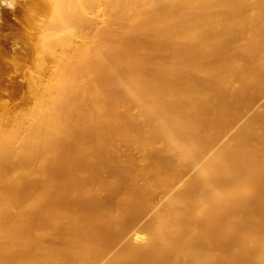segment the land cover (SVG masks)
<instances>
[{"label": "bare ground", "instance_id": "1", "mask_svg": "<svg viewBox=\"0 0 264 264\" xmlns=\"http://www.w3.org/2000/svg\"><path fill=\"white\" fill-rule=\"evenodd\" d=\"M45 3L49 14L48 18H45L46 21L43 24L40 23L42 25L39 26V28H42H40L41 34H39V47L43 53V57H40L47 59L49 63L53 62V66L57 64L60 66L54 67L55 71V68L59 66L56 71V82L54 78L55 83L47 86L48 83L43 82L44 87L42 89L38 86L40 90H43L40 91L35 84H39L41 79H38V81L33 78L29 79L28 83L31 86L30 101H27L19 111L8 112L0 116V253L10 250L11 253L19 251L18 249L23 250L26 252V256L22 259L21 257L19 260L17 259L19 264H211L210 259L213 250L210 244L212 245L213 242L210 243L209 238L210 236L212 237V234L213 236L217 234L213 224V216L216 215L219 218L221 215L219 220L221 226L227 225L229 221L228 225L230 226L234 222L232 224L233 228L230 226L232 230L229 231L233 232L236 228L234 224H239L240 221V224H242V217H244L242 216L244 214L240 213L239 209L243 210L245 209L244 207H247L244 204L248 202V197L243 194L248 195L250 187L253 186L252 184H257L256 186L258 187L260 182L264 186L262 184L264 181V146L258 147L256 146L258 145L257 143L255 147L251 145L252 142L250 143L252 139L258 138L255 134L254 126L255 124L264 123V115L261 116L262 112L257 114V111L255 117H251L252 119L248 121L247 125L238 128L232 137L219 145L218 149H215L209 155L205 153L206 159L203 157L204 160H200L198 156L195 157V154L199 151L207 152L210 150L211 147H214L213 143L218 142V139H220L219 137L221 136L218 137V135L224 134L227 130H224L225 125H222V122H220V125L218 119H215L216 122L213 120L215 127L209 124L211 118L208 120V124L215 129L212 132L208 124V128L205 127L208 122L205 120L206 116L203 118L204 115H202V118L206 121L204 124L202 118L203 122L199 121L200 117L198 118L199 120H197V117L195 118L198 112L197 103H201L198 99L203 95L202 90L206 88L204 86L201 87L202 85L198 87L201 80L197 82L199 84L197 85L193 77L187 75L176 84L162 86L155 82L151 78L152 76L148 77L142 70L131 69L132 67L124 69L119 64L123 66L122 63L124 61H126V65L129 64L128 62H137L138 58L134 53L136 52L135 48V51L132 52L133 44L129 45L130 42L128 43V46H132L130 50V47L126 46V42L132 35L136 37L137 34H144L142 35L143 37L147 34V37L152 35L158 39H164L174 46L173 55L168 63L169 68L173 71L177 69L178 65L196 69L198 71L196 73L200 74L199 78L204 76L209 80H213L214 83L221 84L220 88H223L224 85L226 90L230 88V85L233 86L237 77H239V81L237 80L236 82L241 84L246 81L249 83L253 78L259 79L264 84V0H98L97 5L102 6L99 9L102 10L103 8V15L100 17V21L95 20L99 21L101 25L98 23L96 25L94 22L95 26L89 21L91 20L89 11H92L89 10L88 6L89 4L92 6L90 1L88 3L84 2V0H46ZM259 19H261L260 22ZM107 21H110L111 24H108L109 22L106 23ZM88 23L91 28L87 26ZM111 25L114 27H110ZM114 30L119 32L115 36L123 35L122 38L126 41L125 45L120 43V46L118 43L120 41L116 38V43L119 44V47H122L121 50L116 48V44H112L114 41L111 42L114 37ZM116 32L114 33L116 34ZM126 36L130 37L126 40ZM134 36H132L134 39L131 38L129 41L134 40L137 42ZM238 39H242L241 44L237 42ZM123 40H121L122 43H124ZM135 42L132 43L136 44ZM235 44L237 45L235 46ZM113 45L115 46L113 47ZM214 45L219 47H216L217 49L215 50L220 49L214 56L215 61L201 64L199 61L213 51L212 46ZM55 48L60 50L59 56L54 54ZM112 48L120 50L119 54L117 51V57H111L112 52L115 51ZM239 52L244 54L242 60L246 56L249 57H246V59L252 60L250 66L238 60L237 54ZM118 55L120 60L116 62ZM113 58L116 59L114 60ZM211 61L213 60L211 59ZM107 67H110V69ZM104 71L108 72V77H103ZM53 74L55 76V73ZM241 79L243 82L240 81ZM161 82L163 81L161 80ZM204 82L203 84L206 83ZM113 84L121 86L130 97L141 103L143 112L139 119L147 126L145 132L141 134L134 132V127H136L134 122L131 126V121L129 125L124 124V121H120L119 119H121L122 115L119 117L120 114L118 115L117 113L116 103L114 104L115 106L112 105L110 108L112 107V110L113 106L116 108L118 117L114 115L116 113H111L114 111L109 109V101L111 98L113 99L111 95H114L111 92ZM247 84L245 83L244 85ZM254 84L257 83L255 82ZM207 87H212V85ZM206 89L211 91L209 88ZM125 95L123 96L127 98ZM213 96L215 94L209 95L208 100H215ZM206 97L208 96L206 95ZM123 99L122 105H126L124 103L125 99ZM202 100L205 99L202 98ZM114 101L116 102V100ZM217 101L220 102L219 99ZM111 104H113L112 101ZM133 104L136 103L134 102ZM209 104L211 103L209 102ZM213 105L211 104L212 108H214ZM209 107L207 108L209 109ZM220 107L221 104L218 106V110H213L214 112L218 111V115L222 111H226L222 109L220 112ZM202 109L205 111L206 108L204 109L203 107ZM204 111L203 114H205ZM207 112L209 111L207 110ZM214 112H211L212 116L210 115V117H213ZM126 113L128 112L125 111ZM240 113L237 115H240ZM259 114L261 115L258 117ZM215 116L214 118H216ZM256 116L258 120L261 117V120L258 122H256L257 120L254 121L253 118L255 119ZM129 117L128 114V119ZM225 121L227 122V120ZM138 126L137 124L136 128L140 131L139 128L141 126ZM221 126H224V129ZM89 130L92 131V136L94 135L99 146L100 143L109 141V139L112 142L118 136H123V139L128 137L129 139H126V142L130 140L129 144H139L140 147L144 148L162 140L161 142H165L167 147L172 148V151L176 150L178 152V157L174 161L176 167L180 165L181 161L185 162L188 159L189 161H194L196 167L198 166L196 176L186 180L180 186L176 185L183 176V171L180 168H176L177 172L172 175L162 177V183L159 180L161 177L158 178L157 175L155 177L157 176L156 179L158 178L159 181H152L150 178H152L151 174L153 172L149 173V179L146 180V183L144 182L145 180L143 181L145 185L141 184L144 188L140 185L141 188L139 187V189H145V192L148 191L151 196V193L154 191L156 193V190L161 187L163 191L165 190L166 200L158 206L157 210L144 224V232L146 233H135V240L132 239L123 243L111 256H109V252L112 243L106 240L104 242L100 231L101 228L96 226L97 224L93 225V222L86 218L87 221L84 220L82 222L81 220L84 217H80V213L76 216L75 212H72V215L61 211L55 206H50L47 210L41 211L43 201L52 196L53 187L51 188L50 180L51 168H54L52 167L53 163L60 155L59 153L66 147L70 149L69 144L72 141L76 143L79 149L85 148L84 145L88 135L86 136L84 133H88ZM141 130L143 131V129ZM263 134L264 132L261 135L263 136ZM92 140L91 142L88 140V142L91 144ZM261 140L264 141V139ZM117 141H119V137L115 142ZM112 143L114 144V141ZM106 144L108 145V143ZM113 144L109 145L110 149H112ZM92 145L95 146L94 144ZM105 145L103 149L107 147ZM126 145L128 144L126 143ZM74 146H71V149ZM89 147L92 146L89 145ZM152 147L150 146L149 148L151 149ZM84 150H87V148ZM95 151L99 152L98 150ZM88 152L86 155L89 157L92 151ZM109 153H107V159L110 155ZM93 154L95 153H91L94 157L95 155ZM62 155L59 157L61 158ZM192 156L198 159H193L194 157ZM72 157L75 156L72 154ZM9 165H12L15 171L14 174H17L19 178L36 174L39 177V181L30 185L27 191L19 190L20 186L15 191H9L4 186L6 190L4 191L2 185L6 183L5 180L8 178L4 171L10 167ZM139 169L141 168L139 167ZM62 172L64 171L62 170ZM138 172L140 173V170ZM237 173L242 174L243 178L239 177L240 181L235 179ZM70 174L72 175L73 173ZM133 178L134 176L131 179ZM136 178L138 177L136 176ZM243 179L244 181L242 182L241 180ZM141 181L139 182L137 179L134 181L136 182V187L137 183L139 182V185ZM157 181L158 183L160 182V186L156 184ZM89 184L87 187L91 186ZM136 187L131 189L132 192L129 191V195H123L125 197L123 199H128L126 198L128 196L131 199L135 193L139 194L138 191L140 192V190ZM262 189L264 190V188ZM143 191L138 196H144L143 193L145 192ZM127 192L125 193L127 194ZM67 194L69 193L67 192ZM145 196L147 197L148 195L145 193ZM137 198L139 199V197L135 196L136 200ZM68 202L70 201L68 200ZM250 203L252 202L250 201ZM254 208L256 207L254 206ZM238 210L242 214L241 216L238 214ZM39 213L43 215L48 223L55 226H64L65 231H67L65 234H68V236H66V243L65 245L63 244V247H57L58 245L56 246L53 242L52 244L55 246L48 245L46 241L45 243L42 242L44 234H40V232L36 234V231H32L37 219L35 216ZM250 213L252 212L250 211ZM262 216L264 215L262 214ZM189 217L192 218L190 223L188 222ZM126 224L121 223L120 227L124 228ZM240 227L236 230H239ZM49 228L45 230L48 232ZM261 231L263 232L264 230L262 229ZM47 232L45 231V235L48 234L46 237L49 238L51 232ZM259 232L255 235L248 234L250 236L248 240L251 246V257L253 256L257 264H264V232ZM55 234L54 232V242ZM213 238L212 240H218L217 237ZM222 239L224 238L222 237ZM222 239L220 238V240ZM14 249L17 250L15 251ZM23 251H21V254ZM3 264L5 263L3 262Z\"/></svg>", "mask_w": 264, "mask_h": 264}, {"label": "rangeland", "instance_id": "2", "mask_svg": "<svg viewBox=\"0 0 264 264\" xmlns=\"http://www.w3.org/2000/svg\"><path fill=\"white\" fill-rule=\"evenodd\" d=\"M89 1L91 2V5H92V6H90V4L88 5L90 8V9L89 8L88 9L92 10V11H89L90 14L88 13L90 15L89 17L91 19L89 21H91L93 23V25L95 26V23H96V25L100 24L99 21L101 20L100 17H102V15H103L102 14L103 8H102V10L99 9L102 6L97 5L98 0H96V1L94 0V2H92L93 0H86V1L84 0V2H88V3H89ZM45 2H46V0H3V2L0 3V116H2L3 114H6L8 112L14 113L16 111H19V109L27 101H30L31 97L29 95H30V87L31 86L28 83L29 79L33 78L36 81H38V79H41V80H39L40 81L39 84H35L37 86V88L39 86L40 89H42L44 87L43 82H47L48 83V84L46 83L47 86L51 83L53 84L56 82V79H57L56 78V71L60 65L57 64L59 66L57 68H55L56 70L54 71V67H56L57 65L53 66V64H52L53 62L49 63L47 59H46L47 60L46 61L45 58H41V57H43L42 56L43 53L41 52V49L39 47L40 46V44H39L40 43V40H39L40 35L39 34H41L40 31L42 29L41 27H40L41 28L40 29L39 26H41L43 24V22L46 21L45 18H48L47 16L49 14V11L47 9V5ZM95 20H99V21H95ZM260 20L261 19H259V22H260ZM91 22H90V24H91ZM40 23H42V24L40 25ZM106 23L111 24L110 21H107ZM87 26L90 27L91 25H89V23H88ZM110 27H114V26L111 25ZM87 29H89V28H87ZM112 29H114V28H112ZM89 31H91V30L89 29ZM114 32H116V30L113 31L114 37L112 38L111 42L114 41V42H112V44H116V48H119L121 50L122 47H119V44L121 43V44L125 45L126 41L123 40V38H122L123 35L115 36V35L119 34L118 31L116 32V34ZM142 35H144V34H137L136 37L134 35H132L135 37V40L137 42H135L134 40L129 41V39L131 40V38L132 39H134V38L132 36H131V38H129L130 36H126V38H125L126 40H127V38H129L127 40L128 42H126V44H127L126 46L128 48L130 47V50L133 46L132 52H134L136 50V52H134V53L136 54L138 60L136 63L128 62L129 63L128 65H126V61H124V62L122 61L123 66L118 63L120 67H123L124 69H128V68L130 69L131 67H132L131 69H133V68L134 69L135 68L140 69L148 77L152 76L151 78L155 82H157L158 84H160L162 86L176 84L179 81H181V79L184 78L185 76L190 75L191 77H193L196 84L200 80L201 81L203 80L202 82L201 81L199 82L200 85L197 84V85H199L198 87H200L202 85L201 87L204 86V88L206 87V88L211 89V91L210 90L208 91V89H206V88L205 89L201 88L204 91L202 90L203 95H201V97L198 99L201 103L200 104L197 103V107L199 108L200 111L202 110V112L200 113V111L197 108L198 112L196 111L197 113L195 115V118L197 117V120L200 119L199 121H202V122H203V120H204L203 118H205V116H206L205 120H207V121L210 120V118H211L212 122L210 121V123H209V121H208L206 123V121L204 120L203 124L206 123V126L204 125L206 128L211 127L210 129L212 130V132H213V130H215L214 129V127H215L214 123L216 122L215 119H218L219 123L222 122V125L223 124L225 125V129L223 128L224 126L223 127L221 126L222 129H224V130L227 129V130H226V132H224V134L222 133V134L218 135V137L219 136H221V137H219L220 139H218V142L216 141L217 143L214 142L216 144L213 143L214 147H211V149L208 150L207 152L206 151L197 152L196 153L197 155L195 154V157L198 156V158L200 160H202V159L204 160V158L206 159L205 153H207L209 155L211 152L215 151V149H218L219 145H221L222 142H224V141L228 140L230 137H232L233 133L238 128L242 127L243 125L244 126L247 125V123H249L248 121H250V119H252L251 117H255V113L257 111H258L257 114L262 112L261 113L262 115L259 114L258 117L260 115L261 116L264 115V113H263L264 112V87H263L264 84L261 83L259 81V79L257 80V79L253 78V80H251V81L249 80L250 81L249 83H248V81L245 82V80H244V82L246 84L247 83L248 84L244 85L245 83H242L243 84V86H242V84L240 82H236L237 80L239 81V79H238L239 77H237V78H235L236 81L233 84V86L232 85L229 86L231 88V90H230V88H227L228 90H230V91H228L225 89L226 87L224 85H223V88H220L221 84H217L216 82L214 83L213 80H209V79L205 78L204 76H203V78H202V76L199 78L200 74L196 73V72H198L196 69L185 68L183 65H178L177 69H175L173 71L172 69L169 68L168 63H169V61L173 55L174 46L171 43H168L167 41H165L164 39H158L157 37L152 36V35H148V37H147V34H146V36L142 37ZM150 36L152 37L151 39H150ZM118 37H120V38H118ZM116 38L120 41V42H118L119 44L116 43V40H117ZM136 38H138V39H136ZM120 39L123 40L124 43H122ZM238 40H240V41H238ZM238 40H237V42L240 43L242 39H238ZM132 42H135L136 44H134ZM128 43H129V45L130 44L131 45L133 44V45L128 46ZM234 43H236V42H234ZM121 44H120V46H121ZM237 44H235V46ZM114 46L115 45H113V47ZM216 47L217 46H215V45L212 46V49H213L212 52L213 53L210 52V54L208 56L206 55L199 62L201 64H204V63L208 64L210 62L211 63L214 62L215 61L214 56L216 55L217 51L220 50V49L215 50V49L219 48V47H217V48ZM116 48L115 49L112 48L115 51L112 50L113 52L111 54V57L112 56L117 57V55H116L117 51L119 54L120 50L116 49ZM134 48H135V50H134ZM59 51L60 50L55 48L54 54L59 56L60 55ZM237 55L238 56L240 55L239 57L237 56V58H238V60H240L241 63L250 66V63L252 60L250 61V59L249 60L246 59L247 56L243 57L245 59L242 60V56H244V54H242L240 52ZM119 58H120V56L118 55V59H116V58H113V59L114 60L116 59V62H117L118 60H120ZM247 58H249V57H247ZM211 59L213 61H211ZM148 66H150V68H148ZM107 68L110 69V67H107ZM107 68H106V70L109 72V70ZM167 68H169L170 70ZM51 71H53V72H51ZM185 71H186V73H185ZM108 72L106 73V71H104L103 77H108ZM39 73H41V75H39ZM53 73H55V76ZM41 76H42V78H41ZM43 76H45L46 79L43 78ZM28 77H30V78H28ZM54 78H55V82H54ZM198 78H199V80H197ZM44 80H46V81H44ZM161 80L163 82H161ZM240 81L243 82L242 79ZM203 82L207 85L203 84ZM255 82L258 85L254 84ZM35 83H37V82H35ZM208 84L212 85V87H207V86H210ZM40 89L38 88V90H40ZM112 89H114V90H112ZM40 91H43V90H40ZM111 92L114 95H111L113 97V99L111 98L112 100L110 99V101H109V109L112 110V107L110 108V106L114 105L115 103L117 104L116 108H118V109H116L114 107L115 106L114 105L113 106L114 111L112 110L113 112H111V111L110 112L113 114V113H116V110H117L118 115L120 114L119 117L122 115L120 117L121 119H119V120L122 122L124 121L123 122L124 124L129 125V123L131 121V123H132V124H130L131 126L133 125V122H134V125L136 123V125H135L136 127H137V124L139 125L138 127L141 126L139 128L140 131H142L141 129H143V131L140 132V131H138V128L134 127V132L140 133V134L145 132V130L147 129V126L142 122L141 119H139V118H141V115L143 112V106L141 105V103L138 102L137 100L135 101L134 98L130 97L125 92V90H123V88L121 86H115L113 84L111 87ZM205 93H207L206 95L208 96L206 98H205V96H206ZM210 93L215 94V96H213V98L215 97L214 98L215 100H213L212 98H211L212 101H210V99L208 100L209 95L210 96L212 95ZM124 94H126L125 96H127V98L123 96ZM32 96H33V94H32ZM122 97L124 99L126 98L130 103L126 99L124 100ZM202 98L205 100H202ZM122 99L124 100V103H126V105L125 104L122 105L123 104ZM216 99L217 100L219 99L220 102H218ZM114 100H116V102ZM130 100H132V101H130ZM111 101L113 104H111ZM208 101L211 104H214L216 106L213 105L214 108H212L211 104H209ZM134 102L136 104H133ZM128 104H130V105H128ZM220 104H221V107L219 109L220 112L222 111V109L223 110L225 109L227 111V112L222 111V113L219 114L221 116H219L217 114V113H219L218 111L214 112L215 109L218 110V106H220ZM138 105H139V107H138ZM205 105H209L212 110L210 111V107L209 106L205 107ZM222 105H224L223 108H222ZM202 106L204 107V109L206 108L209 112H207L206 109L204 111L202 109L203 108ZM207 107H209V109ZM124 108H125V111L128 112V113H126L127 115L125 114ZM128 108L130 109L129 111H128ZM119 110H120V112H119ZM203 111L205 114H203ZM240 111H241V113H240ZM211 112H214L216 116L213 113V117H210V115L212 116ZM235 112H237V113H235ZM117 113L114 115L117 116ZM239 113H240V115H237ZM128 114L130 116L129 119H128ZM202 115H204L203 118H202ZM208 115H209V118H208ZM126 116H127V118H126ZM214 116L216 118H214ZM225 116H227V117H225ZM236 116H237V118H236ZM220 117L227 118V119L223 118V119L227 120L228 123L224 120L227 125L225 123H223L224 121L222 118L219 119ZM201 118L203 120H201ZM137 119H138V121H137ZM253 120L254 121L257 120L256 122H258L261 120V117L258 120V118L256 116V118L255 119L253 118ZM208 123L210 125H214V127L212 128V126H210ZM219 123H218V126H219ZM207 124H208V127H207ZM228 124H229V126H228ZM144 125L146 126V128ZM220 125H221V123H220ZM248 125H250V124H248ZM256 125H258L259 127ZM254 127H255V130L254 129L253 130L255 131V134L258 136V138L252 139L250 141V143L252 142V144H251L252 146H255L258 143V145H256V146L259 147L262 145L261 147H263L264 141L261 139H264V137H263L264 134H263V136L261 134H262V132H264V130H263L264 129V123L255 124ZM219 129H221V128H219ZM89 132H91V133H89ZM85 133H84V135H86V136L88 135V137L85 136L86 137V143H85L86 146L84 145V147L87 148L88 151H90V152L92 151L91 153H95V154H93L95 156L93 157L90 153L89 157L90 158L92 157L90 159L88 157V155H86L89 152L87 150H84L85 148L79 149V147L76 145V143L74 141H72L73 143L71 142L69 144L70 149L68 147L65 148L66 150L64 149L67 152H65L63 150L61 153H59L60 155H62V154L63 155L61 156V158L59 157L60 155H58V158L54 162L55 164L53 163V166H52L54 168H51V180L52 181L50 180V182H51V188L53 187L52 188L53 191L51 194L52 196L46 198L43 201L41 211L47 210L48 208H50V206H55L58 209H61V211L65 212V213L72 214V212L73 213L75 212L74 214L76 216H78L79 215L78 213H80L79 216L84 217V219L81 220L82 222L87 219V220L93 222V225L97 224L96 226L101 228V229L100 228L99 229L101 231L102 239L104 240V242L106 240L107 242L112 243V247H111L110 252H109V256H111L112 254H114L119 249L120 245H122L123 243H125L127 241H131L132 239L135 240L134 239L135 233H146V232H144V224L150 218V216L155 212V210H157L158 206H160V204H162L166 200L165 190L163 191V189H161V187L159 188V190L158 189L156 190L157 191L156 193H155V191L153 193L150 192L152 194L151 196L149 195L148 191L145 192V189H142V190L139 189V187L143 183V181L145 180L144 182L146 183V180L149 179L148 177H150L149 175L153 172L152 174H154V175L152 176V174H151L152 178H150V179L152 181H156V180H158L159 177H161L159 179L161 182V180H163L164 177L172 175L173 173L177 172L176 168H180L183 171V176H182L181 180L176 183L177 186H180L186 180L196 176L198 166L196 167L194 161L192 162V161H189V159L188 160L184 159L185 162L181 161L180 165L178 167H176L174 161L178 157V152L174 149H173L174 151H172V148L167 147L165 142H161L162 140L161 141L159 140V141H157V143L150 145L151 147L153 146L150 149L149 148L150 146L149 147L146 146L144 148V147H140L139 144H135V143L129 144L130 140L126 142V139H129L128 137H125V139H123L124 138L123 136H118L119 137V141H117L118 143L115 142L118 139V137H115V139L112 140V142L114 141V144L109 139L110 142L108 140L105 141L106 143H108V145L104 142V143H100V146H99L98 145L99 143L96 142L94 135L92 136V134H93L92 131L89 130L88 133L87 132H85ZM222 135H223V137H222ZM90 137H91V139H90ZM92 139H94V140H92ZM88 140L90 142L92 140L93 142L90 144L88 142ZM94 141H95V143H94ZM126 143L130 146H132V145L133 146L128 147V145H126ZM92 144H94L95 146H93ZM105 144L107 145V147L103 149V146ZM111 144L114 145V146L112 145V147H111L112 149H110ZM89 145L92 147H89ZM71 146H74V147L71 149ZM90 148H92V149H90ZM115 148H116V150H114ZM142 148L145 149L146 151L143 150ZM73 149H75V150H73ZM117 149H119V150H117ZM76 150L78 152H74ZM80 150H82V151H80ZM95 150H98L99 152H96ZM100 150H101V152H104V151L105 152L101 153ZM113 150H114V152H113ZM72 151H73V153H72ZM79 151L82 153L81 155H83V156L80 155ZM86 151H87V153H86ZM93 151H95V152H93ZM69 152H70L71 156H70ZM109 152H111V153H109ZM117 152H119V153H117ZM201 152H203V153H201ZM77 153L79 154V156ZM107 153H109L111 155V156L109 155L110 157L108 156L109 160L107 159V155H108ZM72 154L75 157L77 156V158L72 157ZM65 157H67V158L70 157L69 158L70 160L68 159L69 160L68 161L67 158L65 159ZM192 157H194V156H192ZM195 157L193 159H198ZM71 158H73V159H71ZM190 159H192V158H190ZM100 160H102V161H100ZM133 160H134V162H133ZM62 161H64V162H62ZM69 162H71V163H69ZM79 162H80V164H79ZM182 162H184V163H182ZM77 163H78V165H76ZM59 165L62 166L63 169ZM9 166L10 167L6 168L4 171V174L6 175V177H8L5 180L6 183L4 182L6 185L5 184L2 185V188L4 191H6L4 186L6 187V189H9V191H15L17 189V187H19V186H20L19 190L27 191V190H29L30 185L39 181V177L36 174L29 175L30 177L25 176L24 178L23 177L19 178L17 176V174L16 175L14 174L15 171H14V168L12 167V165H9ZM55 167H57V168H55ZM76 167L77 168L79 167V169H77ZM139 167L141 169H139ZM74 168H75V170H74ZM11 169H12V171H11ZM61 169L64 172H62ZM144 169L147 171H145ZM73 170L74 171L79 170V171L74 172ZM139 170H140V173L142 172V174H140L138 172ZM57 172H58V174H57ZM159 172H160V174H159ZM184 172H185V174H184ZM54 173H56V174H54ZM70 173H73V174L71 175ZM136 173H139V174H136ZM156 173H158V174H156ZM64 175H65V177H64ZM135 175L138 177V178H136L137 181L140 182L142 179V181L139 185H138L139 182L137 183V187L140 190V192L138 191L139 194H137V193L134 194V197H132L133 199L131 198L133 201L131 199H129L130 198L129 196L126 197L128 199L124 200L125 199L124 196L129 195V193L132 192L131 189H134L133 187H136V184H135L136 182H134L136 180ZM155 175L158 176L157 179H156L157 176L155 177ZM133 176H134V178L131 179ZM239 177L241 178L242 174L237 173L235 175V179H238V181H240ZM64 180L67 182H65ZM158 181H157V183L156 182L155 183L160 186L161 184H159L160 182L158 183ZM238 181H236V182L238 183ZM241 181L243 182L244 179ZM57 183H58V186H57ZM145 183H143L142 185H145ZM61 184H63V185H61ZM88 184L91 186L87 187ZM134 184H135V186H133ZM262 184H264V181L262 182ZM252 185H253V186H251L252 188L250 187V191H248V195L243 194V195H246V197H248V202L244 204L247 207H244L245 209H243V210L241 208L239 209L240 213L242 212V214H244V215L240 214L239 210H238V214L240 216L241 215L244 216V217H242V219L244 220V222L242 220V224H244L246 226H243L242 224H240L241 221L240 222L237 221V222H239V224L235 223L234 226L236 225V228L234 227L235 229L233 230V232H229L232 230V228H233L232 224L234 222L231 223V225H230L232 228L228 225L230 223V221H229V223L227 222V225L224 224L223 226H221L220 225L221 223H219L221 215L219 216V218L216 215L213 216L214 218L212 217L213 218V224L215 226V230H216L217 234H214L216 236H213V234H212V237L210 236L211 239L209 238V240L211 241L210 243L213 242L212 245L210 244V246L213 250V252L211 254V259H210L211 264H257V262L254 260L253 256L251 257V252H250L251 246H250L249 240H248L250 236L248 234L255 235L259 231H260L259 233H261L262 229L264 230V223H263L264 216H262V214L264 215V194L262 195V193H264V192H262V191H264L262 189V188H264V186L261 185L260 182L258 184L260 186H258V187L256 186L257 184L256 185L252 184ZM11 186H12V188H11ZM56 186H57V188H55ZM66 188H67V190H66ZM56 189H57V191H56ZM76 189H77V191H76ZM124 191L125 192L128 191L127 194ZM142 191L145 192L148 196L146 197L145 193H143L144 196H141V197L138 196V195H140V193ZM67 192L69 194H67ZM75 192H77V193H75ZM55 195H57V196H55ZM74 195H76V196H74ZM135 196L139 197V199L137 198V200H136ZM123 197H124V199H123ZM55 198H57V199L55 200ZM68 200L70 202H68ZM250 201L252 203H250ZM127 202H129V203H127ZM48 204H50V205H48ZM52 204H54V205H52ZM148 204L149 205L151 204L152 206L151 205L149 206ZM251 204H254V205L251 206ZM73 206H74V208H73ZM147 206H149L150 209H149V207L147 208ZM254 206L256 208H254ZM253 208H254V210H252ZM76 211H79V212H76ZM250 211L252 213H250ZM40 216H41V218H40ZM119 216H120V218H119ZM123 217H124V219H123ZM215 217H217L218 219ZM35 218H37V219H36V223H35V226L33 227L32 231L33 232L36 231V234H39V232H40V234H42V233L44 234L45 238H43L44 236L42 237V242L45 243V241H46L48 245H53L52 244V242H53L56 246L58 245L57 247H60V246L63 247L65 245L66 239H67L66 236H68V234H65V233H67V231H65V228L63 225H57L58 226L57 227L51 223H48V221L40 213L38 215H36ZM212 218H211V221H212ZM187 219H186V223L188 224V222L190 223L192 218L189 217L188 222H187ZM248 219L251 223L248 221ZM215 221H217V222L215 223ZM121 223L122 224L127 223V224L124 226V228H122V227H120ZM47 224H50V225L47 226ZM237 226L238 227L241 226L242 228L240 227L239 230H236L238 228ZM48 227H50V228L48 229V232H47V230H45V229ZM54 228H56L58 230L55 229L56 230L55 231ZM50 229H53V230H50ZM249 229L253 232H251ZM45 231L47 233L51 232L49 234V238L46 237V236H48V234L45 235L46 234ZM52 231H54L57 234V235L55 234V242L53 241L54 232H52ZM248 231L251 233H249ZM247 232H248V234H246ZM254 232H255V234H254ZM213 237H215V238L217 237L218 240L217 239H215L216 241L212 240V239H214ZM222 237L224 239H222ZM220 238L222 240H220ZM112 241H114V242H112ZM208 244H209V242H208ZM55 245H53V246H55ZM213 247L215 250L213 249ZM218 247H220V248H218ZM14 250L16 251L17 249H14ZM18 250L19 251H16V252L13 251L12 252L13 254L15 253L14 256H12L13 254L11 253V250L7 251V252L4 251V252H2L3 254L0 253V262L2 261L0 264H3V262L5 264H7V263L8 264L18 263V260L20 259V257L22 259L26 256V252H24L23 250H20V249H18ZM21 251H23L22 254H21ZM7 256H8V258H6ZM2 257H4V258H2ZM15 259L16 260L18 259V260L16 261ZM11 261H12V263H11ZM20 264H24V263H20ZM25 264H27V263H25Z\"/></svg>", "mask_w": 264, "mask_h": 264}, {"label": "clouds", "instance_id": "3", "mask_svg": "<svg viewBox=\"0 0 264 264\" xmlns=\"http://www.w3.org/2000/svg\"><path fill=\"white\" fill-rule=\"evenodd\" d=\"M3 2V0H0V3H2Z\"/></svg>", "mask_w": 264, "mask_h": 264}]
</instances>
